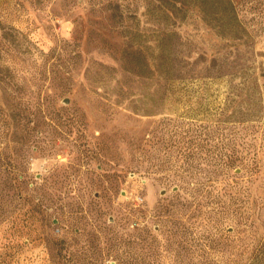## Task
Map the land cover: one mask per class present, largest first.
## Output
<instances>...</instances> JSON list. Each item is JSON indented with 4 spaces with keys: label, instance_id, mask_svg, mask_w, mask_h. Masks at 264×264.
I'll return each mask as SVG.
<instances>
[{
    "label": "rangeland",
    "instance_id": "obj_1",
    "mask_svg": "<svg viewBox=\"0 0 264 264\" xmlns=\"http://www.w3.org/2000/svg\"><path fill=\"white\" fill-rule=\"evenodd\" d=\"M122 260L264 264V0H0V264Z\"/></svg>",
    "mask_w": 264,
    "mask_h": 264
},
{
    "label": "trees",
    "instance_id": "obj_2",
    "mask_svg": "<svg viewBox=\"0 0 264 264\" xmlns=\"http://www.w3.org/2000/svg\"><path fill=\"white\" fill-rule=\"evenodd\" d=\"M22 126V130H23V136H22V144H28V141H30L32 139V136L34 134V131L36 132V130L34 128H27L24 127V125H21ZM105 145L106 144H103V142H100L99 143V149L102 151L103 148H105ZM34 148L36 149L37 148V145H34ZM188 157H191L188 156ZM237 158L236 156L234 157L233 155H228V154H223L221 157H220V165L222 167V169H218V170H215L214 172L216 173H222L224 172V170H227L231 167H235V162H236ZM173 210L170 208V206H165L164 207V210H162V213L165 214V213H172ZM189 230V225H186L185 223H183L180 219H175L173 221V227L172 229H170L169 231V237L171 239H173L172 241L174 242L177 238V236L181 233V231H188ZM142 240H145V239H142ZM177 243V241H176ZM149 254L150 256L152 257H155V256H159L162 254V251H161V248L160 246H157V245H154V244H151L149 246ZM121 264H125V262L122 260Z\"/></svg>",
    "mask_w": 264,
    "mask_h": 264
},
{
    "label": "built area",
    "instance_id": "obj_3",
    "mask_svg": "<svg viewBox=\"0 0 264 264\" xmlns=\"http://www.w3.org/2000/svg\"><path fill=\"white\" fill-rule=\"evenodd\" d=\"M136 201H137V203H139V202L143 201V198L138 196V197H136Z\"/></svg>",
    "mask_w": 264,
    "mask_h": 264
}]
</instances>
